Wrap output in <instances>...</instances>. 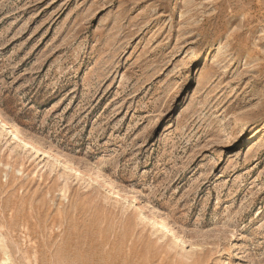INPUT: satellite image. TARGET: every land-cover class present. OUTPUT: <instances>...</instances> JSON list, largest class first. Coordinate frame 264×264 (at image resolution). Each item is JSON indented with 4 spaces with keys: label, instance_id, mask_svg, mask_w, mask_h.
<instances>
[{
    "label": "rangeland",
    "instance_id": "374dc122",
    "mask_svg": "<svg viewBox=\"0 0 264 264\" xmlns=\"http://www.w3.org/2000/svg\"><path fill=\"white\" fill-rule=\"evenodd\" d=\"M0 264H264V0H0Z\"/></svg>",
    "mask_w": 264,
    "mask_h": 264
},
{
    "label": "bare ground",
    "instance_id": "6f19581e",
    "mask_svg": "<svg viewBox=\"0 0 264 264\" xmlns=\"http://www.w3.org/2000/svg\"><path fill=\"white\" fill-rule=\"evenodd\" d=\"M100 178V177H99ZM7 260V259H6ZM3 263V262H2Z\"/></svg>",
    "mask_w": 264,
    "mask_h": 264
}]
</instances>
